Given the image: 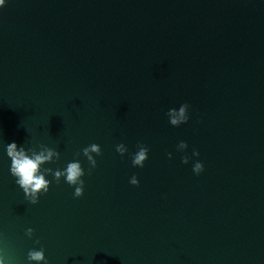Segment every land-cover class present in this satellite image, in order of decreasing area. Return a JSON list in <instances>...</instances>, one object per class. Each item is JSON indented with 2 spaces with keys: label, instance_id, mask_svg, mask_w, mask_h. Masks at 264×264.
<instances>
[{
  "label": "water",
  "instance_id": "water-1",
  "mask_svg": "<svg viewBox=\"0 0 264 264\" xmlns=\"http://www.w3.org/2000/svg\"><path fill=\"white\" fill-rule=\"evenodd\" d=\"M12 142L52 153L35 203ZM0 264H264V0H5Z\"/></svg>",
  "mask_w": 264,
  "mask_h": 264
},
{
  "label": "clouds",
  "instance_id": "clouds-1",
  "mask_svg": "<svg viewBox=\"0 0 264 264\" xmlns=\"http://www.w3.org/2000/svg\"><path fill=\"white\" fill-rule=\"evenodd\" d=\"M4 6L5 0H0V8H3ZM187 109V104H181L178 109L170 108L167 112L169 124L171 126H179L187 123ZM178 147L184 149L187 145L184 142H181ZM90 150L92 152H98V146L93 145ZM88 151L89 149L85 150V155H87ZM116 151L122 155L124 151L123 146H117ZM6 155L11 161L9 168L10 174L16 178V183L22 189L25 196H31V202L35 203L37 194L47 191L48 182L45 180L44 175L40 173L39 168L42 163L50 158L52 153L48 152L28 155L23 149L18 150L16 143L12 142L6 146ZM193 156H198V153L193 151ZM169 158H171L170 154ZM89 159H91V157H89ZM146 159L147 149L141 147L140 150L131 157V165L138 168L143 167ZM181 163L187 164V157H183ZM191 170L194 175H199L203 171V165L199 161H196ZM59 175H61V173H57V176ZM62 175L64 176L65 183L74 188L73 197L79 198L83 193L84 187V181L81 179L83 172L80 165L78 163L69 164ZM129 184L132 186L138 184L135 175L131 177ZM29 258L35 261L43 259L42 253L39 252L30 254Z\"/></svg>",
  "mask_w": 264,
  "mask_h": 264
}]
</instances>
